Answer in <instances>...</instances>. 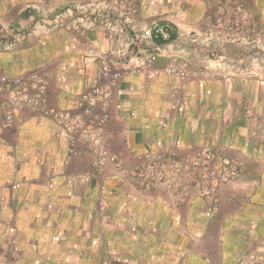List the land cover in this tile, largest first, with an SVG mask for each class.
I'll use <instances>...</instances> for the list:
<instances>
[{
  "label": "crops",
  "instance_id": "crops-1",
  "mask_svg": "<svg viewBox=\"0 0 264 264\" xmlns=\"http://www.w3.org/2000/svg\"><path fill=\"white\" fill-rule=\"evenodd\" d=\"M72 1L0 0V21L26 34L0 51V74L44 67L51 106L75 109L96 83L99 58L156 52L151 71L115 88L109 150L130 167L141 154L177 148L186 160L205 147L239 175L219 188L210 215L194 189H139L114 164L98 174L88 158L69 160L64 130L26 113L0 141V264H264V80L248 75L264 59L251 46L201 37L222 0H136L131 19L113 21L118 33L76 16ZM243 1L264 30V0ZM57 15L86 29L53 27ZM156 23L168 39L148 36ZM86 55L95 62L85 65ZM171 61L217 75L182 84L164 72Z\"/></svg>",
  "mask_w": 264,
  "mask_h": 264
},
{
  "label": "built area",
  "instance_id": "built-area-1",
  "mask_svg": "<svg viewBox=\"0 0 264 264\" xmlns=\"http://www.w3.org/2000/svg\"><path fill=\"white\" fill-rule=\"evenodd\" d=\"M108 5L109 15L99 12L100 14L94 18L98 19L102 26L118 33L122 29L114 24L110 12L119 13L123 21H128L137 11V1L115 0ZM95 6V10L103 9L101 2ZM74 7L80 11L92 8L90 3H77ZM218 11L220 15L209 33L210 36L213 35L215 27L221 28L220 35L222 28L230 29L234 35L249 32L252 19L242 0H225ZM52 24L56 28L73 29L80 33L84 31L76 21H68L61 15H57ZM151 36L167 39L169 34L165 25L156 23ZM25 38L26 34L21 30L9 28L0 22V51L11 49ZM156 56L155 52H148L135 58L136 56L131 57L123 51L122 59L118 61H113L108 55L102 56L97 61L96 83L80 92L75 109H55L51 106L50 83L44 67H37L18 75L0 74V141L7 132L20 127L28 113L32 116L51 118L64 130L69 160L75 157L88 158L98 174L104 173L109 164H114L118 172L121 174L123 172L125 177L139 188H153L169 179L171 175L183 176L184 188H186L184 179L196 175L213 186L234 179L237 175V165L234 162L220 165L215 154L209 149L199 150L186 160L177 158V149L158 154H141L137 156L136 164L130 167H126L109 150L105 141V128L110 120L115 88L126 75L151 71ZM94 62L95 59L89 55L84 57L85 65ZM164 72L176 76L182 84L196 78L208 79L215 76L209 67L191 70L176 61L169 62ZM248 73L264 80V69L258 73L252 71Z\"/></svg>",
  "mask_w": 264,
  "mask_h": 264
},
{
  "label": "rangeland",
  "instance_id": "rangeland-1",
  "mask_svg": "<svg viewBox=\"0 0 264 264\" xmlns=\"http://www.w3.org/2000/svg\"><path fill=\"white\" fill-rule=\"evenodd\" d=\"M114 1L115 0H73L72 1L73 2V7H71V9H72L73 13L76 14V16H82L83 15L85 18H89V20H92V18L94 16L97 17V14L99 12L100 13L102 12V14H105V15H109L108 12H107V6H109L108 4H110V3L114 2ZM224 1L225 0H222L221 3H218V5L214 9V12L211 15L207 16L206 18H204V21H206V23H205L206 24V27L203 30V32L201 33V37L203 39H205L206 41H208V42L216 41L217 40L222 45H226V44H239V45H242V46H245V47H250L251 46V52L252 51L254 52V50H256L255 57H258V58L259 57L260 58L262 57L264 59V34H263L264 33V30L262 28H259L260 26H259L257 17L255 16V13H253L252 10L249 9L245 5V3H244L243 0H242V2L244 3L245 7L247 8V10H248V12H249V14L251 16V19H252L251 20L252 21V25H251V28L249 29V32L248 33H244V34H241L240 33L238 35H234V34H232L229 31L230 29H228V28H222V31H221L222 33L220 35L219 32H220V29L221 28L220 27H215V28H213V35H211V36L209 35V33H210L213 25L215 24L216 19L220 15V13H219L218 10L222 8V6L224 5ZM98 2H101V6L103 7L102 10H97V9L95 10V7H96L95 5H97ZM33 3H35V2H33ZM77 3H90V6L92 8H90V9H86L85 8L84 10H81L80 11V10H77L74 7V5L77 4ZM110 13H111V19H112V21H114L115 19H117V20H120L121 19L122 20V18L120 17V14L119 13H117V14H115L113 12H110ZM135 14L136 13H134V15ZM134 15H132V16H134ZM132 16H131V18H132ZM103 27L105 29L109 30V31H112V32L116 33L114 30L108 29L105 26H103ZM117 27L119 28L118 25H117ZM9 28H13V27H9ZM58 28H62V27H58ZM64 29H66V28H64ZM85 29L86 28H84V30ZM261 29L263 31H261ZM71 30H73V29H71ZM152 31H153V28L150 30L149 34H151ZM149 34H148V36H151ZM163 40H165V39H163ZM18 44L19 43H17L16 45H18ZM16 45H13L11 47V49L15 48ZM253 45H255L256 47L253 48L252 47ZM11 49H9V50H11ZM146 53H148V52H146ZM257 54H259V55H257ZM156 58H157V56H156ZM249 71L250 72L251 71L252 72H256L255 70H252V67H251V69H249ZM213 73L215 74V76L217 75V73H215V72H213ZM170 75H172V74H170ZM196 79H201V78H196ZM196 79H192L191 81H194ZM202 79H206V78H202ZM208 79H211V78H208ZM172 149L174 150V149H177V148H172ZM203 149H207L208 150V148H205V147H202L200 150H203ZM162 152H165V151H160V152H157V153H154V154H158V153H162ZM178 153H179V150L177 149V158H179L178 157ZM216 159L220 163V165H224V161H219V159H218L217 156H216ZM237 168H238V166H237ZM238 175H239V168L237 169V175H236V177L234 179L230 180L227 183H230V182L235 181V179L238 177ZM196 176H192V178H190V179H184L185 180V184H186V188H184L183 185H182V183H183V176H181V175H177V176L173 175L172 176L171 175V177L169 179L164 180L162 183H159L155 187L150 188V189H144V190H152V189L160 188V187H162V186L165 185L169 189L174 190L177 195H184V194L191 193V191L194 189L195 192L197 193V196H200L201 198H203L204 200H206L207 202H209V204H210V211H209L210 212V215L211 214L214 215V214L217 213L216 211L219 208L218 190H219V188L222 185L226 184V182H224L222 184H219L218 186H213V185L209 184L207 181H205L204 179H201L199 175H196ZM169 180H170V182H168ZM136 187L139 188L138 186H136ZM139 189H143V188H139ZM125 264H127V263H125Z\"/></svg>",
  "mask_w": 264,
  "mask_h": 264
}]
</instances>
